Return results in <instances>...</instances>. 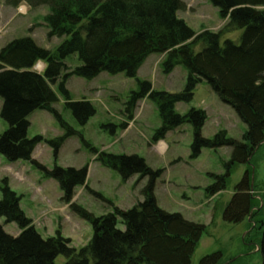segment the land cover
<instances>
[{
	"label": "trees",
	"instance_id": "trees-1",
	"mask_svg": "<svg viewBox=\"0 0 264 264\" xmlns=\"http://www.w3.org/2000/svg\"><path fill=\"white\" fill-rule=\"evenodd\" d=\"M12 7L21 3L30 9L45 7L43 17L48 38L62 41L54 52L38 46L30 37L8 42L0 49V117L8 128L0 136V155L8 162H29L46 178L55 180L62 200L71 212L88 222L93 230L89 244L76 251L59 234L42 239L31 220L19 207V197L3 181L0 188V217L6 224H16V237L0 226V264H55L58 257L64 264H191L192 256L204 227L186 221L180 214L161 210L154 197L155 180L160 171L150 169L137 156L99 154L98 161L117 172L122 179L138 174L148 179L142 190L143 201L128 210L116 207L112 212L95 217L72 203L74 188L85 182L86 169L54 167L47 170L32 160L40 137L27 138L28 116L35 110L53 116L64 135L48 141L54 153L60 142L74 131L63 121L55 108L57 93L64 98V108L83 127L94 115L90 102L71 101L65 84L76 76L86 80L101 73L123 74L136 78L139 67L149 55H165L163 72L169 74L177 66L187 72L182 92L166 93L152 89L147 81H137L139 90L132 92L125 104L132 118L137 102L148 99L156 106L161 127L154 139L184 124L192 126L191 158L201 149H231L223 174L213 175L206 194L223 191L234 166L248 162L252 152L264 140V0H209L227 20L223 31L195 33L177 14L185 6L181 0H4ZM241 31L239 42L224 36ZM197 48V49H196ZM76 56L79 66L71 68L65 60ZM45 65L42 73L33 67ZM206 83L218 99L230 107L246 126L241 141L228 138L219 131L212 138L201 136L205 121L202 110L191 109L180 115L177 103H189L195 87ZM55 93V94H54ZM113 133V126L109 125ZM250 176L244 173L223 211L226 223L237 224L253 207ZM120 223L124 229L119 230ZM258 252L264 264V224L261 227ZM218 258L204 257L199 264H215Z\"/></svg>",
	"mask_w": 264,
	"mask_h": 264
},
{
	"label": "rangeland",
	"instance_id": "rangeland-1",
	"mask_svg": "<svg viewBox=\"0 0 264 264\" xmlns=\"http://www.w3.org/2000/svg\"><path fill=\"white\" fill-rule=\"evenodd\" d=\"M181 1L185 8L177 16L196 34L225 29L227 20L220 17L218 9L209 0ZM46 14L45 7L30 9L24 3L12 7L0 0V49L14 39L30 36L38 46L54 52L62 39L47 37L48 30L43 19ZM241 34V31L230 32L224 38L238 43ZM164 59L165 55H149L138 69L136 78L107 73L91 80L76 76L68 78L65 88L70 100L88 101L95 111L83 127L64 108L65 100L58 93L57 86H52L58 97L54 106L75 134L65 137L57 153H54L47 143L62 137L64 131L51 114L35 110L27 118V138L40 137L42 141L34 147L31 158L47 170L54 167L85 168V182L74 188L71 202L99 217L112 212L114 207L128 210L142 202V190L148 181L138 174L122 179L117 172L97 160L99 154L137 156L153 171H160L154 184L158 207L204 227L191 264H199L204 257L213 255L218 258L215 264H261L258 243L264 224V140L254 149L247 163L234 166L226 188L209 196L206 188L212 185L213 175L223 174V163L230 159V148H203L196 158H191L193 130L188 124L167 132L162 139H154L161 121L156 106L146 98L137 102L132 118L127 117L125 104L131 93L139 90L138 80L149 82L152 89L158 92L183 91L187 72L177 66L171 73L165 74L162 67ZM65 63L71 68L80 65L76 56L68 57ZM34 68L40 71L43 65L37 64ZM1 105L0 99V110ZM191 109L202 110L205 114L201 128L203 138L210 139L219 131H225L228 138L241 141L246 126L206 83L195 87L189 103L175 105V111L180 115ZM109 125L113 126V133ZM7 128L0 117V136ZM244 173L250 176L248 193L253 207L241 222L226 223L223 220L224 208ZM3 181L19 197L20 209L42 239L59 234L76 251L89 244L93 235L91 225L71 212L69 204L63 202L62 192L55 180L46 178L29 162H8L0 155V188ZM0 226L12 237L20 232L16 224H6L1 217ZM117 228L124 229L120 223ZM64 263L62 257L55 261V264Z\"/></svg>",
	"mask_w": 264,
	"mask_h": 264
},
{
	"label": "crops",
	"instance_id": "crops-1",
	"mask_svg": "<svg viewBox=\"0 0 264 264\" xmlns=\"http://www.w3.org/2000/svg\"><path fill=\"white\" fill-rule=\"evenodd\" d=\"M43 64V63H42ZM44 65V64H43ZM45 65L43 66V69H44Z\"/></svg>",
	"mask_w": 264,
	"mask_h": 264
},
{
	"label": "bare ground",
	"instance_id": "bare-ground-1",
	"mask_svg": "<svg viewBox=\"0 0 264 264\" xmlns=\"http://www.w3.org/2000/svg\"><path fill=\"white\" fill-rule=\"evenodd\" d=\"M140 68V67H139ZM65 88V87H64ZM55 94V93H54ZM64 102V101H63Z\"/></svg>",
	"mask_w": 264,
	"mask_h": 264
}]
</instances>
